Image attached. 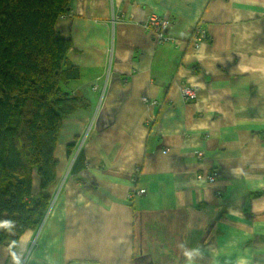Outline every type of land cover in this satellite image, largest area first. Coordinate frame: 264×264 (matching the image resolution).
<instances>
[{
  "label": "crops",
  "instance_id": "0c3cea01",
  "mask_svg": "<svg viewBox=\"0 0 264 264\" xmlns=\"http://www.w3.org/2000/svg\"><path fill=\"white\" fill-rule=\"evenodd\" d=\"M150 14L169 40L142 29ZM55 29L82 104L39 227L0 264H264V0H71Z\"/></svg>",
  "mask_w": 264,
  "mask_h": 264
},
{
  "label": "trees",
  "instance_id": "16d2710c",
  "mask_svg": "<svg viewBox=\"0 0 264 264\" xmlns=\"http://www.w3.org/2000/svg\"><path fill=\"white\" fill-rule=\"evenodd\" d=\"M70 2L0 0V245L9 251L47 211L58 136L82 104L66 92L80 72L69 59L71 42L55 29ZM73 163L77 173L83 157Z\"/></svg>",
  "mask_w": 264,
  "mask_h": 264
},
{
  "label": "built area",
  "instance_id": "2783aa9c",
  "mask_svg": "<svg viewBox=\"0 0 264 264\" xmlns=\"http://www.w3.org/2000/svg\"><path fill=\"white\" fill-rule=\"evenodd\" d=\"M118 20L116 17L115 20ZM171 23L168 19H166L164 16H159L155 14H150L146 17L144 22L141 24V27L144 31L149 32L152 34L154 41L156 43H163L167 40H169L167 36V31L170 27ZM207 38V31L203 26L202 21H198L195 23V25L191 29L190 34V44L193 46L194 49H199L201 43ZM196 92L197 89L195 86H182L180 87V94L182 97V100L185 103H190L195 100L196 98ZM143 102L146 101L145 98L142 99ZM154 105L155 103L152 102ZM167 152V149L165 153ZM201 153H197V157H201ZM206 180L209 184H212L215 182V176L214 175H208L206 177ZM138 194L142 195L144 193L143 190H139L137 192Z\"/></svg>",
  "mask_w": 264,
  "mask_h": 264
},
{
  "label": "rangeland",
  "instance_id": "374dc122",
  "mask_svg": "<svg viewBox=\"0 0 264 264\" xmlns=\"http://www.w3.org/2000/svg\"><path fill=\"white\" fill-rule=\"evenodd\" d=\"M73 152H75V155H76V150L74 149Z\"/></svg>",
  "mask_w": 264,
  "mask_h": 264
}]
</instances>
